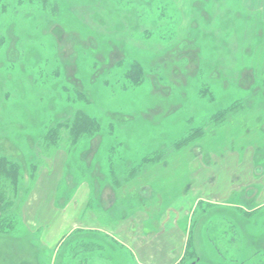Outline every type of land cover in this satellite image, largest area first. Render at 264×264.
Returning a JSON list of instances; mask_svg holds the SVG:
<instances>
[{"label":"rangeland","instance_id":"1","mask_svg":"<svg viewBox=\"0 0 264 264\" xmlns=\"http://www.w3.org/2000/svg\"><path fill=\"white\" fill-rule=\"evenodd\" d=\"M257 5L0 0V155L21 168L3 215L0 264H140L141 255L138 262L106 233L140 222L147 237L171 206L193 251L178 264H264ZM76 114L99 128L71 144L65 125ZM58 126L57 150L44 151L43 138ZM223 155L238 158L235 174L217 171ZM204 168L208 183L196 188ZM228 177L235 188H226ZM40 182H54L37 196L50 199L58 219L23 215ZM82 191L88 201L74 216L71 201ZM87 213L100 231L86 230ZM169 243V256L180 251L178 238Z\"/></svg>","mask_w":264,"mask_h":264},{"label":"crops","instance_id":"2","mask_svg":"<svg viewBox=\"0 0 264 264\" xmlns=\"http://www.w3.org/2000/svg\"><path fill=\"white\" fill-rule=\"evenodd\" d=\"M243 6L245 7H255L256 5L254 3L251 2V0H242ZM264 5V2H258L259 4ZM257 5V7H258ZM261 8V7H260ZM263 9V8H261ZM235 157V156H233ZM222 165L218 166L217 165V171L218 169L227 171V172H231L235 174L236 171V167H237V163H238V158H233L230 160H226L225 156H222ZM227 167H232L231 170H226ZM206 173L204 174V176L200 175V177H195V183L198 184L196 186V188L203 184V183H208V175H207V168H204ZM194 172L203 174V167H201L200 169L195 168ZM234 174H232V176H234ZM224 175V174H223ZM221 174H219L217 172V182L220 179ZM225 176V175H224ZM225 180V179H224ZM226 182V180H225ZM52 183H39V189L38 191H33L30 194L29 199L26 202V206L23 208V215L26 218L27 216L32 217V216H36V215H40L41 216H47V215H51L52 217H55L56 219L59 218V213H54L52 212L51 209H49V198H41V196H37L38 195H42L40 192L42 191V189H46L47 185L48 187H50ZM230 183V185H229ZM235 188V184H234V177H228L227 178V184H226V188ZM208 188V187H207ZM207 188H203L202 191V197H199L197 200L199 199H203L204 196H206L205 191L207 190ZM225 189V184L222 186V189ZM237 188V186H236ZM41 190V191H40ZM83 197L81 196V193H75L71 203L73 205V210H72V214L75 216L77 215V212H79V210L81 208H83V206L86 204L87 200V194L85 192L82 191ZM214 197H218L219 195L215 192L213 194ZM258 197V196H257ZM183 199H186L185 196L182 197L180 203L182 204L183 202H185V200L183 201ZM207 200V199H206ZM84 201V202H83ZM209 201V200H207ZM202 202V201H198ZM218 202V201H216ZM261 203L264 202V186L262 188V193H261ZM83 203V204H82ZM43 205V207H42ZM167 211H166V215L164 217H159L158 220H156V225H154V228L152 229V232L154 234H151L149 236L146 237V233H142L139 230V226L138 223L140 222H134L131 224H126L125 222L119 224L117 227H115V229H113L112 233H106V235H109V237H111L114 241L117 242V244L121 247H123L124 249L127 250V247L132 249V254H135L136 260L139 262L138 260V256L141 255L142 261H140V264H178L184 255V252L186 250V243H187V238L182 235L177 233V229H176V222H177V215H178V208L177 209H173V207H167ZM171 209H173L171 212ZM33 211V213H32ZM39 213V214H38ZM63 213V212H62ZM64 215V214H63ZM93 215L87 213L83 216L82 221L86 220L88 226L86 227V230L88 231H100L99 225L96 224V222H94V219L92 218ZM144 216V215H142ZM49 218V217H48ZM51 218V217H50ZM144 220V219H143ZM142 221V220H141ZM130 229V230H129ZM156 232V233H155ZM158 232V233H157ZM178 236V237H177ZM178 238V242L180 243V251H173L172 255L169 256L171 254V250L169 249L171 247L170 245V240L173 238ZM178 244V243H177ZM185 244V246H184ZM184 246V247H183ZM158 247V248H157ZM154 252V254H152ZM159 252V255H157V253ZM143 256V257H142ZM171 257H173L172 259H170ZM170 259V260H169Z\"/></svg>","mask_w":264,"mask_h":264},{"label":"trees","instance_id":"3","mask_svg":"<svg viewBox=\"0 0 264 264\" xmlns=\"http://www.w3.org/2000/svg\"><path fill=\"white\" fill-rule=\"evenodd\" d=\"M65 126L71 144H76L83 138L93 137L98 132L99 128V124L85 114H76L70 123H66ZM62 127L64 126H58V128L56 127L48 131V134L42 140L44 142V151L57 150L59 145L58 132ZM20 169L17 163L0 155V235H6V232L3 231L1 226L5 222L3 215L10 209L13 203L12 199L16 197ZM10 197H12V199ZM188 247L189 245L186 243V250L182 261L187 258L189 254H193V251L189 250Z\"/></svg>","mask_w":264,"mask_h":264}]
</instances>
